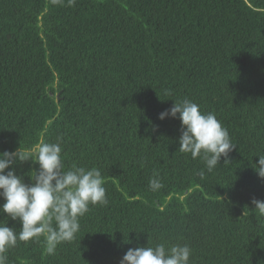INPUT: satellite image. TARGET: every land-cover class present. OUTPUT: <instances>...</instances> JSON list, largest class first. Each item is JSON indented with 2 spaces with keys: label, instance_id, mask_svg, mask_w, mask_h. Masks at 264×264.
<instances>
[{
  "label": "trees",
  "instance_id": "1",
  "mask_svg": "<svg viewBox=\"0 0 264 264\" xmlns=\"http://www.w3.org/2000/svg\"><path fill=\"white\" fill-rule=\"evenodd\" d=\"M184 98L236 146L211 172L179 151L178 116L158 118ZM57 138L65 170L101 171L108 204L54 254L18 241L8 264H120L160 243L187 244L190 264H264V0H0V152ZM12 167L25 183L39 169Z\"/></svg>",
  "mask_w": 264,
  "mask_h": 264
},
{
  "label": "clouds",
  "instance_id": "2",
  "mask_svg": "<svg viewBox=\"0 0 264 264\" xmlns=\"http://www.w3.org/2000/svg\"><path fill=\"white\" fill-rule=\"evenodd\" d=\"M75 0H68L74 6ZM179 118L181 136L179 151L190 153L193 159L204 160L211 172L221 157L228 163V154L236 147L228 129L223 127L214 113L204 114L200 106L188 98L174 101L169 109L161 112L160 120ZM62 138L56 142H40L31 151L0 152V214L18 221L20 230L0 222V264H8L7 253L18 241L27 242L44 238L46 253L52 255L57 246L71 241L80 230L79 218L89 211V205H107L106 189L101 171L73 165L65 170L62 160ZM254 168L264 178V155ZM31 160L39 165L32 171L33 183H25L12 167L17 162ZM12 170H8L9 168ZM204 176V171L198 173ZM158 173H153L149 187L155 191L162 187ZM254 210L264 216V201L253 199ZM245 214V211H244ZM191 248L187 244L171 247L160 243L153 246L129 248L120 264H190Z\"/></svg>",
  "mask_w": 264,
  "mask_h": 264
}]
</instances>
